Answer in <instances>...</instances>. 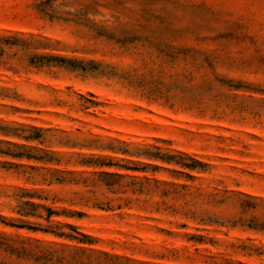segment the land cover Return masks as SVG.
<instances>
[{"label": "rangeland", "instance_id": "374dc122", "mask_svg": "<svg viewBox=\"0 0 264 264\" xmlns=\"http://www.w3.org/2000/svg\"><path fill=\"white\" fill-rule=\"evenodd\" d=\"M0 264H264V0H0Z\"/></svg>", "mask_w": 264, "mask_h": 264}, {"label": "trees", "instance_id": "16d2710c", "mask_svg": "<svg viewBox=\"0 0 264 264\" xmlns=\"http://www.w3.org/2000/svg\"><path fill=\"white\" fill-rule=\"evenodd\" d=\"M70 228H73V227H70ZM59 236H64V237H66V238L74 239V238H72V237H70V236H67V235H59ZM89 242H91V241H89Z\"/></svg>", "mask_w": 264, "mask_h": 264}]
</instances>
